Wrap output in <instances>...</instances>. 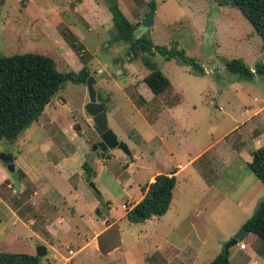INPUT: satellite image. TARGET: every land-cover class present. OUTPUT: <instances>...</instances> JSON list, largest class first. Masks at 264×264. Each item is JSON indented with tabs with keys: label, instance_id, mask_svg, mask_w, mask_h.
Masks as SVG:
<instances>
[{
	"label": "rangeland",
	"instance_id": "rangeland-1",
	"mask_svg": "<svg viewBox=\"0 0 264 264\" xmlns=\"http://www.w3.org/2000/svg\"><path fill=\"white\" fill-rule=\"evenodd\" d=\"M79 1L0 0L1 55H45L55 61L61 73H79L88 65L95 73L98 101L106 103L109 129L132 154L128 156L114 148L104 157L100 149L93 151L100 136L86 111L90 102L87 85L68 83L54 97L44 120L48 118L47 123L64 127L67 131L63 138L82 140L88 156L86 162L94 171L90 183L103 194L97 196L89 187V195L85 197L93 206L75 195L66 197L69 204L66 207L55 190L50 193L48 200L59 213L69 214L70 207L79 212L73 222L80 229L60 235L52 246H46L48 254L41 258V264H66L63 258L70 257L68 249L75 252L69 264H209L224 250L230 251L231 264H264V243L253 234L229 247L256 211V206L250 207L252 201L242 210L227 206L242 196L245 183L248 184L245 176L251 172L238 155L239 148L233 139L238 138L236 133L231 138L237 150L226 142L216 148L224 156L229 154L227 169L217 166L216 171L203 176L198 165L190 168L179 178L165 216L135 224L125 218L127 210L123 208L124 204L131 207L137 202L142 196L141 187L151 176L170 167L165 144L186 164L193 145L191 141L184 143V138H191L204 148L235 125L230 116L240 121L247 118L240 117L243 110L237 99L240 91L257 98L259 107L264 106V76L244 79L226 69V63L232 60H242L250 69L264 65V42L255 28L239 9L225 5V0H118L122 12L138 28L149 12L148 4L155 2L153 26L137 36L147 35L156 46L184 50L204 70L201 75L176 59L152 57L172 84L170 90L157 96L144 83L150 71L142 59L126 61L128 45L114 41L116 30L107 0H88L77 14L73 5ZM74 37V43L82 48L79 55L71 43ZM177 122L181 127L172 132ZM76 124L82 130L72 133ZM25 131H30V151L43 156L46 166L55 167L61 159L53 157L62 156L60 150L51 152L44 144L57 137L47 135L38 124ZM25 131L18 141L28 133ZM13 145L8 140L1 143L5 150ZM248 146L256 151L264 143ZM10 176L17 185V175ZM208 185L217 188V195H205ZM195 210H201L202 216H196ZM106 218L109 223L105 225L114 227L100 239L103 244L100 253L96 251L99 241L93 239L95 232L105 229ZM23 221L16 224V235L0 247V252L36 255L37 248L45 246L28 221ZM240 244L246 249H241ZM160 248L169 254L166 261L159 258Z\"/></svg>",
	"mask_w": 264,
	"mask_h": 264
},
{
	"label": "crops",
	"instance_id": "crops-1",
	"mask_svg": "<svg viewBox=\"0 0 264 264\" xmlns=\"http://www.w3.org/2000/svg\"><path fill=\"white\" fill-rule=\"evenodd\" d=\"M87 3L88 0H80L76 3L77 5L75 4L73 7L75 13L80 14V6L85 7ZM146 16L147 15H145L143 20ZM237 99L243 105L240 117L247 116L244 121L230 116L235 125L229 129L228 133L216 139L215 143L209 144L204 148L196 145L191 138H184V143L191 141L193 145L192 153L187 154L186 164L181 163L180 156L175 154L169 145L165 144L164 151L170 155L171 165L164 171H158L156 175L151 176L149 182H154L156 176L164 174L170 176L174 175L178 183L179 178L196 165H198L199 172L203 176L216 171L217 166L219 168L222 166L227 169L226 159L228 160L229 154L224 156V154L218 152L216 149L217 146L223 142L227 144L231 143L230 146L233 145V148H236L234 145L236 142L237 148H239V150L236 148L238 155L240 158L244 159L248 167V164L252 161V155L255 152L254 150L251 151L248 149V145H256L260 142L264 143V106L259 107L257 104L258 99H253L250 94L244 90L240 91ZM47 119L48 118L45 120ZM45 120L42 116L39 122L34 124H38L47 135H55V137H57L48 140L44 144V147L47 148V150H51V152L56 148L60 150L58 151L62 156L56 155L53 157L55 159H61L55 167L51 168L46 166L47 164L43 163L46 160L43 156L40 157L38 154L30 151V131H25L26 129L22 132L25 131V133H28L26 135L24 134L19 141V136H17L14 140L15 142H12L14 145L11 146L10 149L5 150V148L1 147L0 143V155L3 153H11L14 156V174L17 175L15 178L18 182V184L15 185L13 181H11L12 178L10 174L12 173L7 170L6 166L0 160V247L5 245L7 240H10L16 235L15 226L17 223L20 224L25 222L23 220L28 221L34 235L41 240L45 246H52L54 240L60 235L70 234L80 229L79 226L75 225L73 222L79 214L75 208L70 207L69 214H62L57 211L56 207L51 205L48 197L53 190H55V194L66 207H69L66 197L75 198V195L86 205L89 206L91 203V201L89 202L85 197L89 195L90 184H88L86 180L83 167L88 156L85 154V150H83L84 145L82 144V140H80V138H63L67 130L64 127H58L55 122L47 123ZM48 124L53 127L51 130L47 126ZM76 125L78 129L74 125V128L71 130L72 133H78L82 130L79 124ZM179 126L181 127L178 122L174 124L172 132L173 129H177ZM234 133L237 134L238 138H233L235 142H232L231 136H233ZM161 139L164 140V138ZM245 179L248 184L245 183L242 196L233 201L234 204L227 205L230 209L234 207V210H242L246 208L244 206L250 204L251 201L250 207L256 206L257 209L259 203L264 199V185L261 181L251 172L246 174ZM185 181L188 183V180ZM235 191H237V189H235ZM204 192L206 196H215L218 190L215 186L208 185V188L204 190ZM99 193L103 194L102 191H99ZM142 197L143 195L132 205V208L140 202ZM39 198H43V200L38 201ZM91 206H93L92 203ZM195 212L196 216H202L201 210H195ZM90 222L93 223L94 220L92 219ZM106 223H109L107 218L103 221V225ZM105 226V229L100 233L95 232V238L93 239L94 241L98 239L99 242L96 243V251L100 253H102L103 246L100 239L107 233L106 230L110 231L114 227L113 224ZM88 245L89 243L84 246L82 250L86 249ZM158 255L162 261H166L169 254L166 253V250L160 248L158 250Z\"/></svg>",
	"mask_w": 264,
	"mask_h": 264
},
{
	"label": "trees",
	"instance_id": "trees-1",
	"mask_svg": "<svg viewBox=\"0 0 264 264\" xmlns=\"http://www.w3.org/2000/svg\"><path fill=\"white\" fill-rule=\"evenodd\" d=\"M224 3L239 9L264 42V0H225ZM107 7L112 14L116 30L114 41L128 45L126 61L133 63L139 58L142 59L144 66L150 71L144 83L154 95H161L172 87L169 78L152 61L151 58L154 56H161L167 61L176 59L192 66L198 74H204L201 65L196 60L188 58L184 50L176 46L172 49L156 46L147 35L138 37L135 34L138 29L136 24L125 16L118 2L107 0ZM155 11L156 3H149V12L146 15ZM74 39L71 43L79 55L82 48L74 43L76 37ZM226 69L244 79H253L256 75L264 76V65L259 64L256 68L250 69L242 60L228 61ZM93 75L95 73H92L88 65L79 73H61L55 61L45 55L28 53L5 57L0 53V143L8 137L19 136L21 128L25 130L38 123L53 97L66 84L87 85L89 77ZM98 102L106 109L105 102L102 100ZM76 128L78 129L77 125ZM103 155L106 157V153ZM83 167L86 180L90 184L94 176L93 168L88 162H85ZM248 168L264 185V146L253 153ZM176 186L177 179L174 175L156 176L154 182H147L141 187L142 199L127 211L125 218L131 223L140 224L154 217L165 216L172 205ZM96 195L100 196L101 193ZM243 227L264 243V199ZM0 264H41V258L25 253L0 252ZM209 264H231L230 251L224 250Z\"/></svg>",
	"mask_w": 264,
	"mask_h": 264
},
{
	"label": "water",
	"instance_id": "water-1",
	"mask_svg": "<svg viewBox=\"0 0 264 264\" xmlns=\"http://www.w3.org/2000/svg\"><path fill=\"white\" fill-rule=\"evenodd\" d=\"M113 2L117 3L118 0H112ZM154 20V12H151L146 16V18L142 21L139 25V28L135 32L136 35L139 34L140 31L147 30L153 26ZM138 27V26H137ZM96 81L93 76H90L87 81V87L90 96V102L86 106V111L91 116L92 121L94 123L93 127L96 132L100 136V142L96 144L93 148V151H97L100 149L102 153H107L108 150L118 148L123 150L128 156H131V152L129 151L127 145L122 142L116 134L109 129L108 125V116L105 107L98 102L97 99V92L95 90ZM54 98V97H53ZM23 131V128L20 129V132ZM17 136L15 137H8L6 140L9 142H13ZM0 160L6 166L7 170L10 173L15 172V163H14V156L11 153H3L0 155ZM90 187L99 194V191L94 183H90ZM101 212L98 210L97 216L99 217ZM250 233L245 229L242 230L233 238L229 247L236 246L240 243L242 239H244ZM48 254V248L46 246H39L37 248V256L39 258H44Z\"/></svg>",
	"mask_w": 264,
	"mask_h": 264
},
{
	"label": "built area",
	"instance_id": "built-area-1",
	"mask_svg": "<svg viewBox=\"0 0 264 264\" xmlns=\"http://www.w3.org/2000/svg\"><path fill=\"white\" fill-rule=\"evenodd\" d=\"M128 205H130V204H127V205L124 204V205H123V208H124L125 210H127V211L130 210V209H132V206L129 207ZM240 248H241V249H245L246 246H245L244 244H240ZM68 253H69L70 257H68V258H67V257H66V258H65V257L63 258V257H62L66 264H69V263L71 262V259L75 256V252H74L73 250H69V249H68ZM55 258H57V257L55 256Z\"/></svg>",
	"mask_w": 264,
	"mask_h": 264
},
{
	"label": "flooded vegetation",
	"instance_id": "flooded-vegetation-1",
	"mask_svg": "<svg viewBox=\"0 0 264 264\" xmlns=\"http://www.w3.org/2000/svg\"><path fill=\"white\" fill-rule=\"evenodd\" d=\"M99 143V142H98Z\"/></svg>",
	"mask_w": 264,
	"mask_h": 264
}]
</instances>
